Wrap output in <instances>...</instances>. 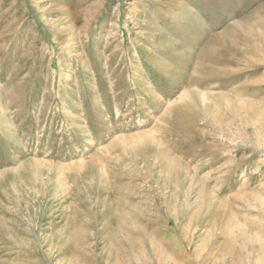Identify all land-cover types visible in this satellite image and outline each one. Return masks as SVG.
<instances>
[{
  "label": "rangeland",
  "instance_id": "rangeland-1",
  "mask_svg": "<svg viewBox=\"0 0 264 264\" xmlns=\"http://www.w3.org/2000/svg\"><path fill=\"white\" fill-rule=\"evenodd\" d=\"M0 264H264V0H0Z\"/></svg>",
  "mask_w": 264,
  "mask_h": 264
},
{
  "label": "bare ground",
  "instance_id": "bare-ground-1",
  "mask_svg": "<svg viewBox=\"0 0 264 264\" xmlns=\"http://www.w3.org/2000/svg\"><path fill=\"white\" fill-rule=\"evenodd\" d=\"M140 228V227H139ZM142 234V233H141ZM140 239V238H139ZM136 243V242H135ZM131 245V244H130Z\"/></svg>",
  "mask_w": 264,
  "mask_h": 264
}]
</instances>
